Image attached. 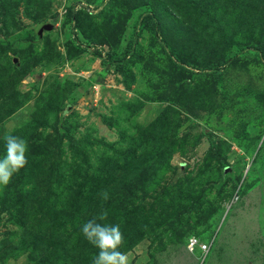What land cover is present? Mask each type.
I'll use <instances>...</instances> for the list:
<instances>
[{"label": "rangeland", "instance_id": "374dc122", "mask_svg": "<svg viewBox=\"0 0 264 264\" xmlns=\"http://www.w3.org/2000/svg\"><path fill=\"white\" fill-rule=\"evenodd\" d=\"M260 40L264 0H0V264H92L102 210L129 264H264Z\"/></svg>", "mask_w": 264, "mask_h": 264}, {"label": "clouds", "instance_id": "9594fccd", "mask_svg": "<svg viewBox=\"0 0 264 264\" xmlns=\"http://www.w3.org/2000/svg\"><path fill=\"white\" fill-rule=\"evenodd\" d=\"M6 155L0 158V185H7L14 173L27 164L25 153L28 145L24 138L13 135L11 130L4 133ZM101 197L107 200L108 193L101 192ZM107 210H102L98 216L85 222L81 231L84 237L99 249L92 264H129L126 253L119 251L124 242L119 224H101L97 220L107 219Z\"/></svg>", "mask_w": 264, "mask_h": 264}, {"label": "built area", "instance_id": "2783aa9c", "mask_svg": "<svg viewBox=\"0 0 264 264\" xmlns=\"http://www.w3.org/2000/svg\"><path fill=\"white\" fill-rule=\"evenodd\" d=\"M186 247L191 253L198 249L203 255H205L209 250V244L194 235L188 238Z\"/></svg>", "mask_w": 264, "mask_h": 264}, {"label": "trees", "instance_id": "16d2710c", "mask_svg": "<svg viewBox=\"0 0 264 264\" xmlns=\"http://www.w3.org/2000/svg\"><path fill=\"white\" fill-rule=\"evenodd\" d=\"M260 45H264V40H260ZM259 48L260 47H264V46H258ZM181 62H183L184 64L186 63L185 61H183V59L181 60ZM187 64V63H186ZM182 71H186L185 68L181 67ZM218 159H220V163L224 164L225 165V162L224 159L220 156H216ZM195 236V235H194Z\"/></svg>", "mask_w": 264, "mask_h": 264}, {"label": "water", "instance_id": "95a60500", "mask_svg": "<svg viewBox=\"0 0 264 264\" xmlns=\"http://www.w3.org/2000/svg\"><path fill=\"white\" fill-rule=\"evenodd\" d=\"M52 28V26L51 25H48L47 27H46V29H51Z\"/></svg>", "mask_w": 264, "mask_h": 264}]
</instances>
